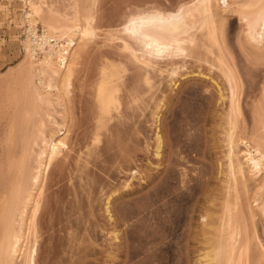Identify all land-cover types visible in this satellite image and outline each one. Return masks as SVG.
I'll use <instances>...</instances> for the list:
<instances>
[{"label": "rangeland", "instance_id": "obj_1", "mask_svg": "<svg viewBox=\"0 0 264 264\" xmlns=\"http://www.w3.org/2000/svg\"><path fill=\"white\" fill-rule=\"evenodd\" d=\"M46 1L33 0V2L38 4L43 2L42 6L44 9L46 8L45 10L48 9L49 4L50 7L53 4L54 8L59 11H55L57 15L61 12L64 14L62 15L63 18L69 17H67L68 20L70 19V15L68 14H75L73 13L76 9L74 5L75 0ZM197 1L198 0H97L96 6H93V9H95L93 12H95L98 17V20L96 17L98 23V29H96L97 35L94 36L93 40L90 38V41L87 39L88 42H84V40L75 45L77 46L76 50L78 52L79 49L83 47L84 49L81 51V57L79 56L80 58L75 64V71L78 72L77 74L79 75H75L77 77H74L76 81H74L75 85L73 84V92L70 96V98H74L73 101H71L74 103L70 104V98L68 102L64 94V97L62 96L64 99L62 101L63 103L61 102V106L55 105L56 108H54L55 106L53 107L56 109V112L53 114L54 116H52L55 118L58 125L48 123V118L44 119L47 120L48 124L45 128V133L50 135L53 131L61 129L57 137H63L68 134V141L70 140L69 144L71 147L70 151L66 152V155H64L66 156L65 158H67L66 161H64L65 158L63 156L64 160L61 157V161L58 162V159L55 162L56 165H53L54 167L51 169L52 171H50V174L48 173L43 176L44 181H42L41 184L44 183L43 185L45 186L43 187L40 184L44 191V196H42V206H44V209L42 207V210H40V216L42 217L41 225L43 223L47 228L49 224L51 226V228H49L51 233L48 232V229L44 231V225H42L43 228H38L41 229L40 231L38 230V234L41 232V235L38 237V240L40 238V245L37 255V264H49V259L55 251L58 250L60 253L56 252L59 253L56 254V257L60 256L61 259H59L60 257H58L57 261L54 259L56 264H208L204 256L206 251L210 248L209 246H211L208 244L210 243L209 241H211L210 237L218 235L219 233H212L213 229H211V227L215 225L213 226L210 223H206L208 220L207 216L209 217L208 221L217 217L214 221L216 220L215 222L218 224L219 217L217 215L223 213V208H221V206L223 205L222 201L227 190L230 191L229 194L232 196H230V200L234 202L238 199L236 198V193H238L237 195L240 197L238 201H240L239 203L241 205V209L238 211L239 206L234 208L233 202H231L233 208L237 210L238 213L240 212L238 215H236L237 211L235 214L233 212L238 219H236L237 217L232 219L235 221V223L232 221L233 225L236 227L235 229L240 230V233L237 230L240 235L237 232V234L235 233L239 235L236 236L239 242L237 241V249L234 252L235 255H233L235 262L237 260L240 264H264V163L262 172L256 175L245 162V152L248 148L245 142L247 143L248 141L251 143H248V145H254V141L260 139L258 136L262 133L259 135L260 121H258V118L264 114V62L263 64H260L261 61L258 62L259 60L264 61V46L261 45L263 48L261 49V46L254 45V41L252 42L246 32V23L244 24L245 21L242 19L244 15L241 16L242 18L239 16V12H242L241 9H243L241 7L249 0H229L230 6L227 10H225V8L222 9L221 4H219L218 7V2L215 0L217 3H214L213 0V4L215 5L214 9L218 10L219 8L217 12L213 9L215 12L214 27L209 26L201 31H197V44L189 49L186 57L161 61V63H159L160 65L158 64L156 68L150 69V71L154 70L151 72L150 76L145 71L146 67L142 68L144 65L142 66L139 63H135L133 59V63L130 62V70L132 67L133 69L131 71L128 69L126 73L127 77L125 76L127 82H129V77H131L130 80L133 82L131 83L130 81L128 84L126 82V88L131 85L132 87L129 88V90L140 87L139 89L141 92H138V90L137 92L139 94L135 93L139 95L137 96L138 100H136L137 97L133 95V101L126 104L128 99H131L128 94L129 97H126V93H128L129 90L125 88V101L123 102L126 105L124 106H128L127 108L130 106L132 108L131 112L133 111V114H131L133 116L128 113L130 111H127L126 113L130 115L126 117L125 114V118L123 119V125L125 127L122 124L119 125L120 127L123 126L125 129L128 127L125 130L126 132L129 128H133V134L129 131L125 135L124 131H122L124 130L122 127L120 130L119 126L113 124L112 126L119 127V131L124 134L119 137V132H112L113 127L111 123L109 130L103 129L98 142L93 138L94 134L92 133L95 131L93 130V132H90L93 129L92 127V129L89 128L90 131L88 130L89 133L87 135L89 138H86L87 142L82 143L81 140L83 132L79 122L80 114H82L80 112L82 110L80 111L77 104L79 102V106L85 107L83 103L85 100L87 101V99L80 97V99L82 98L84 100L81 103V100L78 101V98L81 95H86L88 96L87 98H89V96L92 95L91 89L96 87L94 85H97L92 80V82L88 81L92 86L89 85L90 87H86L87 89L85 92L88 93L84 95V87L88 85L86 80H90L88 79L87 73L91 74L93 73L91 69L94 71L97 69L95 65L98 64L99 58L103 56V54L104 57L106 53L107 57H111V54H108L110 51H113L111 53L114 56L119 54L117 53L119 51L124 52V54L126 53L120 47L121 44H123L121 42L122 40L119 39V41L117 37H114L115 35H112L111 32L114 31L113 29L116 31L122 28L124 21L126 22L127 20L126 16H129L128 14L132 12L136 14L137 12H142V10L149 11V9L151 10L153 8L165 12H175L182 5H190ZM220 1L222 5L226 4L225 0ZM81 2H84V0ZM81 2H78V6L81 5ZM45 3H48V5L46 6ZM25 4V0H0V98L1 96L11 94V90L9 89L10 85L14 83L13 80L16 78L15 84L17 83L20 85L19 82H21L22 77L21 80H19V78L23 76V72H26L27 66H25V70H22V65L26 64L25 57H27L25 56L26 51L24 50L22 42L26 37V24H22V19L23 13H25L24 11L29 10L30 7ZM83 4L84 3H82L80 7L81 9H79L84 12L85 4ZM72 5H74V9ZM43 8L41 10L45 11ZM59 16H61V14ZM61 17L59 19H61ZM55 18L57 19L58 17ZM82 23L84 24V22ZM40 25L41 24L38 25V28H40L39 32L41 33L42 25ZM95 26L97 28V24H95ZM213 28L216 30L217 44H214L212 38L209 37V33ZM133 45V47L136 46L134 43ZM220 49L223 50L228 65L230 64L229 66L235 69L233 71L236 72V77H238L239 82L236 81L239 84L238 99L241 112H239V115L237 114L235 118V131H233V136L235 145L237 146L234 147V151L239 155L238 157L241 161L245 163L246 178L244 179L241 175L239 177L237 173L233 172V174H235L233 175L234 177L238 175L236 178H233L237 180L234 181L235 185L234 183L232 185L233 181L231 182L230 180L233 176L230 175L231 173H228V171L231 172V170L228 168V156H226L229 145L228 138H230L228 135L232 132V125L226 116L229 111L230 89L226 77L227 75H225V62L223 63L220 58ZM122 52L121 54H123ZM128 53L129 52L126 54L128 55ZM126 56L123 60L128 59ZM129 58L128 60L131 61V57ZM97 59L98 61L96 62ZM24 61L25 63H23ZM92 64H95V68L93 66L91 67ZM126 64L128 63L126 62ZM138 64L140 66H138ZM228 65L226 66L229 68ZM88 68L90 72L87 70ZM171 68H176L179 75L177 74L172 78H168L169 74L165 72H168ZM228 68L226 70H228ZM162 69L168 70L163 71L164 74H168L164 75L165 77L159 74L162 72ZM159 70L161 71L159 72ZM83 71L85 74H83ZM20 73L23 74L20 75ZM128 73H131V76ZM144 74H147L152 80H150L152 85L149 84V86L151 85V89L147 85L148 83L146 84L144 82L146 79ZM83 75H86L87 78ZM18 76L19 78H17ZM170 79L174 80V83H172ZM175 80H178L177 84L173 85L175 84ZM82 83H85L84 89L82 88L83 90H81ZM13 85L12 87L17 89L14 91L11 87L13 90L12 93L20 90V88H18L19 85ZM95 89L93 88L92 90ZM7 90L10 92H6ZM126 90H128V92H126ZM220 91L223 93L224 97L222 100L220 99ZM134 92H136V90L133 91V94ZM61 93L63 94V91H61ZM93 93L95 94L94 91ZM6 97L7 96H5V99ZM8 97H10V95ZM93 97H90L88 101L92 103L91 100ZM3 99L4 97H2V100ZM161 99H164L163 102L166 106L161 112V120L158 122L159 127L157 129L156 116L154 118V115L156 113L157 103H160L162 101ZM93 100L95 101V98ZM90 102H87V104ZM132 102L134 103L132 104ZM6 104L8 105L6 110H9V113L14 109L11 108V110V106H9L8 101L5 100L2 101V106L0 105V143L2 144V146L0 144V148L3 147L2 149H5L7 146L6 149L8 150L10 143H8L9 140L6 139L8 138L7 128L9 127L10 120L8 121V119L10 117L7 115L8 111H4V105ZM23 106L25 105L23 104ZM89 106H91V104ZM88 107H86V109H88ZM23 108L20 110L22 116V110H25ZM1 109L6 112L5 116L7 115V117L4 116ZM31 109L29 108L30 111ZM54 109H52L53 112L55 111ZM58 111L61 114H58ZM32 112L34 113V110L30 112L29 118H33V116H30L31 114L33 115ZM86 112H88V110ZM17 114L15 112V115ZM83 115L85 117L86 113ZM34 116L36 119L41 118L42 120L46 117V115H43L42 110H40V113L38 112L37 115L34 113ZM130 116L133 119H131L133 125L131 124L132 121H129L131 125L128 124V119L131 118ZM33 123L34 122H32V125ZM17 124L19 130V126L22 125V122L20 124V122L17 121ZM35 124H39L38 120ZM126 124H128L127 127ZM32 125L30 123V126ZM114 129L116 130V128H113V130ZM157 130H159L162 136V151L160 158L155 156ZM21 132L20 130L18 131L20 138L23 134V132L22 134ZM113 133H115L116 136H114L115 134ZM117 133H119L118 136ZM89 134H92V136ZM257 137L259 139L253 140ZM4 139L8 142L4 143ZM242 139H245V142H243ZM86 145H90L91 147L89 151L90 155L86 154L88 153L85 148ZM31 147V153L32 151L35 153L36 150L38 152V146ZM2 149H0V153L3 155H1L2 158L4 160L8 159V152H6V149L4 151ZM60 150L65 152V148H61ZM82 150L84 151L82 157H89V167L81 170L80 166H78L75 161ZM4 152H6L7 155ZM68 153L69 155L67 156ZM4 154L7 157H5ZM31 156L33 157V155ZM31 156L27 158L29 159ZM29 162L30 161H28V163ZM32 164H34V162ZM35 165L36 163L34 166ZM34 166L32 165L31 167L30 165L29 167L33 168ZM228 176H231L228 180L231 182L229 184L227 183ZM241 178H243V180ZM227 185L229 187L231 185V188L226 189ZM38 187L39 186L36 188L38 189ZM36 188L33 190V193L35 191L38 193L40 192L38 191L40 188L38 190ZM35 195L38 194L35 192ZM110 196L112 220L109 218L105 209L108 197ZM197 196L199 199H197ZM195 198L197 200H195ZM57 199L61 201L64 200V203L60 201L62 207L59 206L60 204L58 201L55 202ZM197 201L198 203H196ZM33 205L31 204L29 208ZM191 205L196 207L194 208ZM54 206H59V208H61L60 211L58 208H55L54 212V214L57 213L56 211L58 209V214L56 215L59 219L52 216L54 215L52 214ZM51 208L52 211L50 212L49 210ZM191 208H194L192 209L193 212H191L192 210L190 211ZM31 210L32 209H29L30 214ZM185 211L186 213L188 211V217L191 213L197 214H191L192 219H190L187 217ZM30 214L26 221H30ZM50 215L52 218L49 219L48 217ZM40 216L39 218H41ZM202 216L206 217V219ZM53 217L56 218V220L54 219L56 224L54 220L52 223L57 225L59 222L57 226H54L55 228L51 223ZM186 217L188 219H186ZM221 218H219V220ZM189 220L190 224H192V228L190 224L188 225ZM26 221L25 224L27 223ZM61 221L65 228H62V224H60ZM162 221L163 223L165 222V227L163 223H161ZM156 222L159 224L157 225ZM25 224L24 227L26 226ZM206 224H210L208 227L211 231H208ZM220 224L215 227L220 226ZM151 225H153V228ZM27 226L25 227L26 229ZM56 228L57 231L55 230ZM188 229L192 230L188 231ZM53 230L57 233L53 232ZM110 231L115 233L114 236H112V234V237L110 236ZM191 232L193 236H190ZM117 234L119 235L118 238H116ZM184 234L186 236H184ZM53 236L59 239L55 237L52 238ZM158 236H162V240L166 237V240L164 239V242L161 240V244L158 240L160 238H157ZM114 237L115 240H111V238ZM213 238L218 237L214 236ZM59 240L61 242H59ZM75 242L78 244L76 243L75 245ZM157 242L160 245L165 243V245L162 246L163 248H160L161 246L159 247ZM174 242L175 244L177 242V244L181 245H177V247ZM166 245H169L170 248L174 245L172 246L174 248L170 249ZM54 248L56 249L55 251H53ZM51 253L53 254L50 255ZM53 256L55 258V255ZM19 259L21 262V258ZM17 260L16 264L19 262ZM54 260L52 259L50 261ZM54 263L52 262L51 264Z\"/></svg>", "mask_w": 264, "mask_h": 264}, {"label": "bare ground", "instance_id": "obj_2", "mask_svg": "<svg viewBox=\"0 0 264 264\" xmlns=\"http://www.w3.org/2000/svg\"><path fill=\"white\" fill-rule=\"evenodd\" d=\"M25 1H26V4L30 7V9L27 8L29 10L24 11L25 13L22 12L23 13L22 24H24V25L26 24L25 25L26 27L24 26L26 37L24 38V40H22V42H23L24 50L26 51L25 56H27V57H25L26 64L22 65V70H25L24 68H25V66H27L26 72H23L24 74L20 73V75L23 74V76L19 75L20 78H19V76L17 77V78H19V80H21V77H22L21 82H19L20 85L17 83L15 84L16 78L13 80L14 83L11 82L15 86L19 85L18 88H20L21 91L17 90L15 93L13 92L14 93L13 94L12 93V91H13L12 85L13 84H12V85H10V89H9V90H11V94H9L10 97H8L9 95L6 93V92L9 93L10 91L7 90L5 92L7 95L1 96V98H0L1 99L0 105L2 104V101L5 100V101H8L9 106H11L10 109L14 108L13 109L14 111L11 109L12 112H14V113H12V112L9 113V110H6L8 105L7 104L4 105L5 106L4 111L5 110L8 111L7 115L10 117L9 119L7 118L8 121L10 120L9 121V127L7 128V130H8L7 134L8 135L6 134L8 136V138L7 139L5 138L6 140H9V142L4 139V143L8 142V143H10V146L8 145L9 146L8 150L6 149L7 146H6V148L4 147L6 149V152H8V157L6 156L7 155L6 152H4L6 154V155L5 154L4 155L8 159L4 160L2 158V156H3L2 153H0V264H16L17 259H18L17 261H19V262H17V264H20V263H22V264H37V259H38L37 255L39 253L38 250H39V245H40L39 244L40 238L38 240V237L41 235L40 234L41 232L38 234V232L41 230L38 228H41L42 225H44L43 226V227H45L44 231H47V229H48V232H50L49 228H51V226L49 224H48L47 228H46L45 224L42 223V225H41L42 217L40 216V210H42L41 209L42 207L44 209V206H42V199H43L42 196H44L43 187L45 186V185H43L44 183L41 184V182L44 181L43 176L45 174H48V173L50 174V171H52L51 169H53V167L56 165L55 162L58 159H59L58 162H60L61 161L60 158L62 156L64 158L66 157L64 155H66V152L70 151V147H71V145L69 144L70 140L68 141V136H69L68 134L64 135L63 137H57V135L60 134L61 129H57V130L53 131L50 135H47L45 133V128L48 125L47 120H48V123H50V124L58 125L57 121L53 117L54 116L53 114L56 112V109H54V108H56L57 105L61 106V102L63 101L64 96H65V99H68V102H69V98L71 96V93L73 92L72 87H74V85H75L74 81H76L74 77H77L75 75H79V74H77L78 72L75 71V68H76L75 64H76V61L81 57V55H80L81 51L84 49V47H83V48L79 49V52H78L76 50L77 46H75V45L77 43L78 44L81 43L84 40H85L84 42H86V41L88 42V40L90 38L93 40L94 36L97 35L96 29H98V23L96 21L97 15L95 12H93V10L95 11V9H93V8L96 6L95 4H97V0H84V2H81L82 0H75L74 1L75 4L73 3L75 5V8H76L75 11L73 12L75 14H68V15H70V19L72 18L71 20L67 19V17H68L67 15H66L67 17L63 18L62 15H64V14H62L61 12L58 13V15H57V12H59V11H57L54 8L53 4L51 6L52 8L50 7V4H49L48 9L45 10L46 8L44 9L42 6L43 2L42 3L40 2L38 4V3L33 2V0H25ZM42 1L45 2L46 0H42ZM216 1L214 0V3H217L218 7H219V4H221L222 9L225 8V10H227V8L230 6L229 0H225L226 1L225 5H222L220 0H216ZM78 2L79 3L81 2V5H82V3L85 4V5L83 4L84 5V12L82 10H80L81 5L78 6ZM45 4H46V6L48 5V3H45ZM74 5H72V8ZM41 7L47 12L41 10L42 9ZM214 8H215V5L213 4V0H198L197 2H194L190 5H186V4L182 5L175 12H165V11H161V10L155 9V8H153L151 10L149 9V11L148 10L147 11L142 10V12H139V13L137 12L136 14L134 13L135 15L132 12V13L128 14L129 16H126L127 20L125 19L126 22L124 21V25L122 28H119L116 31H115V29H113L114 31L111 32L112 35H115L114 37H117L118 40L119 39L122 40L121 42L123 44H121L120 47L126 53L129 52L130 56H129V53L127 55L126 53L124 54V52H122V51H119V52L114 51V52H117L119 54H121V52H122L124 55L123 54H121V55L116 54L114 56L111 53L113 51H110V53H108V54H111V57L109 55H108L109 57H107V53L105 54V57H104V54H103V56H100V58H99L100 60H99L98 64L94 62L97 65H95V64L91 65V67L92 66L94 67V65H95L97 69H95V71L93 69H91V72H93L91 74L87 73L88 79H90V80H86V83L88 84L86 86H85V83L84 84L82 83L83 85H81V90H83L85 88L84 89V92H85V90L88 88L87 86L90 85V82L88 83V81H91V80L94 81V83L97 84V85H94L96 87H93L94 89L96 88L95 89L96 91L92 90L93 88L91 89L92 95L94 97L91 95V96H89V98H87L88 96H86L85 94L88 92H85L84 95L86 96V98H85V96H82V95L79 96V98H78L79 99L78 101L81 100V103H82V101H84L82 98L87 99V101L85 100V102L83 103V105L85 104L84 105L85 107L79 106L80 105L79 102L77 104L80 111L82 110L80 112L82 114H80V122H79L80 128L82 129V132H83V134L81 135L82 136L81 137L82 143H86L87 142L86 138H89V136L87 135L90 131L89 128H91V127L93 128V129L91 128L92 131H90V132H93V130L95 131L92 133L95 136V137L93 136V138H95L94 140H96L98 142V139H99L103 129L109 130V126L111 123H112L111 126L113 124L116 126H119L121 124L123 125L124 124L123 119L125 118V114H126V117H127V115H130L131 113L133 114V111L131 112L132 108L129 106V108H130L129 109V108H127L128 106L126 107L124 105H126L127 103L129 104L131 101H133V95H135V97H137L139 95H136V94L138 92H141V91L139 89L140 87L132 88L129 90V88H131L132 85L130 87L128 86L126 88V85L131 81L130 80L131 77L128 78L129 82L126 81L127 78L125 79L126 73L128 72V69L130 70V67H131L130 62L133 63V61L135 60L134 61L135 63H139L142 66L144 65L142 68L146 67L145 71L150 76L151 72L154 71V70L150 71V69L156 68V66L159 63H161V61H165L168 59L186 57L188 55L189 49L196 46V44H197L196 43V41H197L196 32L201 31L204 28H207L209 26L214 27L213 26L215 23L214 22L215 21L214 15H215V12H217L219 10V8H218V10H216ZM241 8H243V9H241L242 12L239 10L240 11L239 16H240V18H242L241 16L244 15L242 19H244V21H245L244 24L246 23L245 26L247 28V30H246L247 34L251 38L252 42L254 41L253 42L254 45H259V47L261 45L264 46V0H249V1L245 2V4ZM77 9H79V10H77ZM213 9L215 10V12L213 11ZM55 11H57V12H55ZM80 11H82L83 13ZM240 13H243V14H240ZM60 14L62 17L59 16ZM55 15H57V16H55ZM71 15H72V17H71ZM55 17H58V18L56 19ZM60 17H61V19H59ZM59 20H61L62 22ZM65 20L66 21L68 20V21L66 22ZM97 20H98V17H97ZM63 21L66 23H64ZM82 22H84V24ZM39 24L42 25V32L41 33L39 32L40 28H38ZM95 24H97V28H96ZM215 32H216V30L213 28L209 33V35H210L209 37L212 38L214 44L215 43L217 44V40H216L217 37H216ZM133 43L136 44V46L138 48L136 46H135L136 48L133 47L134 46ZM81 47H82V45H81ZM79 48H80V46H79ZM260 48L263 49L264 47L262 48V46H261ZM75 50H76V52H75ZM219 52H220L219 54H220L221 60L223 61V63L225 62V64H224V67H226V68H224L225 72H226L225 75H227L226 77L228 79L229 89H230L229 90L230 91V94H229V111H228V114L226 115L228 117L230 124L232 125V128H231L232 132L230 133V135H228L230 138H228L229 145H228V152L226 155V156H228V165H229L228 168H229V170H231V172L228 171V173L229 174L231 173L230 175L233 176V175H235V174H233V172H235L239 175V177L241 175V177H243L245 179L246 178L245 177L246 176L245 175V166H244L245 163H243L241 161V159L238 157L239 155L234 151L235 150L234 147L237 146V145H235L234 136H233L234 135L233 131H235L234 130L235 129V126H234L235 118H236V115L237 114L239 115V112H241L240 111V109H241L240 108V102L238 99V86H239L238 77H236L237 76L236 72L233 71L235 69L233 67L229 66L230 64L228 65V61L225 60V57H224L225 54H223V50L220 49ZM125 56L128 57V59H130L129 57H131V61L128 59H126L127 61L123 60V59H125ZM101 57H103V58H101ZM97 61H98V59L96 60V62ZM126 62L128 64H126ZM258 62H260V64H263L264 61L259 60ZM23 63H25V61ZM139 64H138V66H140ZM256 64H259V63H256ZM226 65H228L229 68ZM76 66H78V65H76ZM132 66H133V64H132ZM89 68L87 69L88 71H89ZM147 68L149 71L147 70ZM227 68H228V70H226ZM132 69H133V67L131 68V70ZM160 71L161 70H159V72ZM163 71H168V70L162 69L161 73L158 72L160 74V76L162 74V77L164 75L169 74V77L168 76H166V77L172 78L178 74V71L176 68H171L168 72H165L168 74H164ZM234 72L236 75L234 74ZM83 74H85V72ZM128 74H130V76H131V73H128ZM147 74L146 75L144 74V76L146 78L144 82L146 84L148 83L147 85L149 86V84L152 83L151 82L152 80L148 77ZM83 76L85 77L86 75H83ZM48 77H49V79H48ZM35 78H36V80H35ZM86 78H87V76H86ZM173 79H175V78H173ZM83 80H85V79H83ZM132 80H133V78H132ZM170 80H172V79H170ZM173 81L174 80H172V83H174ZM177 81L178 80H175V84H173V85H176ZM126 82H127V84H126ZM132 82L133 81H131V83ZM2 84H4V83H2ZM151 85L149 86V88L151 87ZM90 86H92V85H90ZM5 88H6V86H5ZM125 88L129 90V92H128V90H126V92H128V93H126V97L129 95L130 97L129 96L128 97L131 99V100L128 99L126 104L123 102V101H125V96H124ZM16 89L17 88H15L14 91ZM133 89L136 90V92H134V94H133V91H134ZM61 91H63V94L61 93ZM93 91L95 92V94L93 93ZM1 95H3V94H1ZM5 96H7L6 99H5ZM2 97H4L3 100H2ZM80 97H82V98L80 99ZM90 97H93V99L95 98V101L93 99L91 100L92 103L94 102L93 103L94 107L92 106V103L90 101H88V100H90ZM223 98H224L223 93L220 91V99L222 100ZM71 99H72V97L70 98V104L71 103L73 104L74 102H71V101H73L74 98L72 100ZM23 100L25 103L23 102ZM126 100H127V98H126ZM136 100H138V97L136 98ZM161 100H162L160 102L161 104L157 103L158 105L156 106V110H155L156 113L154 115V118L156 116L155 119H156L157 129L159 127L158 122H160V120H161V112L163 111L164 107L166 106L163 102L164 99H161ZM87 102H90V103L87 104ZM134 102H135V100H134ZM134 102H132V104ZM23 104L25 106H23ZM86 104H87V106H86ZM90 104H91V106H89ZM12 105H13V107H12ZM29 105L32 107V109ZM1 106H0V108H1ZM86 107H88V109H86ZM132 107H133V105H132ZM22 108L25 110L28 109L26 111L22 110L23 116L20 113L21 112L20 110ZM29 108L31 109V111L34 110V113L36 115L38 114V112L40 113V110H42L43 115L44 116L46 115V117L43 118V120L41 118L36 119L34 116V113L32 112L33 115L31 114L30 116H33V118H35V119H33L32 117L29 118V114L31 112L29 110ZM52 109H54L55 111L53 112ZM87 110H88V112H86ZM4 111L2 110V112L5 116L6 112H4ZM17 111H18V114H17ZM127 111H130V112H128L130 114L126 113ZM15 112L17 115H19V116L21 115L22 119H21V116L19 117V116L15 115ZM83 112L86 113L85 117L83 115L84 114ZM57 113L59 114L60 112L58 111ZM27 114H28V118H27ZM153 114H154V112H153ZM7 115L5 117H7ZM81 115H83V116H81ZM30 119H32L33 121ZM44 119H47V120H44ZM131 119H132V117L128 119V124L130 123L129 121L133 120V119L132 120ZM20 120H22V121H20ZM37 120H38L39 124L36 125L35 123H37ZM40 120H41V122H40ZM17 121H19L20 124L22 122V125L19 126V130L23 132V134L21 132V134H22L21 138L18 134L19 130H18L17 125L19 123L17 124ZM31 121L34 122L33 125H32ZM258 121H260L259 130L261 131V132L259 131V135L261 133L262 134L260 135L261 137L258 136L260 139L258 137L253 139V140L259 139L257 141L256 140L254 141L253 144L255 146L254 145H248V143L249 144H251V143L248 141L246 143L244 141L245 139L244 140L242 139V141L245 142V144H247V146H248V148L246 147L247 151L245 152V158H246L245 162L247 165L250 166L251 170L256 175H258L262 172V170H263L262 167H263V163H264V114H262L261 117L258 118ZM30 123L32 126H30ZM126 123H127V121H126ZM132 123H133V121L131 122V124ZM128 124H126V127ZM131 124H129V125H131ZM35 125H36V127H35ZM123 126H121V127L123 128ZM112 127L116 128V130H117V131L115 129L113 130V128H112V132H119L120 133L119 137L124 135L122 132L119 131L120 126L119 127L112 126ZM121 127H120V130H121ZM123 129L124 130H122V131H124L125 135L129 131H130V133L133 134V132H132L133 128L132 129L129 128V130L127 132L125 131L126 130L125 128H123ZM119 133H117V136ZM92 134H89V135L92 136ZM113 134H115V133H113ZM114 136H116V134ZM2 139H1V141H2ZM39 140H41V141H39ZM156 140H157V146H156V150H155V156L157 158H160L161 157V151H162V136L160 135L159 130H157V133H156ZM1 146H2V144H1ZM31 146H33V147L38 146L39 149H38V152H37V150L35 151L36 154L33 153V151L31 153V150H32ZM2 148H0V149H2ZM59 148L60 149L65 148V152H63ZM85 148L88 151V153H86V154L90 155L89 154V151L91 150L90 145H86ZM5 149H2V150L4 151ZM83 153H84V151L82 150L79 153V155L76 157V161H75L76 164L78 166H80L81 170L89 167V157L83 158L82 157ZM31 155H33V157ZM68 155H69V153L67 154V156ZM28 156L29 157L31 156V158L28 159L27 158ZM26 158H27V160H26ZM34 158H35V160H34ZM64 158H63V160H64ZM66 159L67 158H65L64 161H66ZM28 161H30L29 163H31V164H29ZM31 161H33L34 164L36 163V165L34 166V164H32L33 162H31ZM30 165H31V167H32V165L34 167L31 168V167H29ZM229 177H231V176H228L227 183L229 184L233 181L232 182V185H233L234 181H237L236 179L234 180L233 178H236V177L233 176L231 179ZM243 178H241V179L243 180ZM229 179L231 180V182L228 181ZM234 185H235V183H234ZM37 186H39L38 189L40 188V190H38L36 188ZM233 187H235V186H233ZM35 188L38 191H40L39 193L37 191H35L36 194H38V195H35V192L33 193V190ZM229 188H231V185H230V187L227 185L226 189H229ZM229 193H230V191L227 190V193L224 195L225 197L222 201L223 205L221 206V208H223L222 209L223 213H220V215H217L219 218H221V214H222V218L220 220L218 218V221H219V222L217 221L218 224L215 222L216 220L214 221V219H217V217H214L213 219H210V221H208L209 217L207 216L208 220L206 223H210L213 226L219 225L220 222L222 221L220 226H218V227L214 226L215 228L211 227V229L214 230V231L212 230L213 234H215V232L216 233L218 232L219 234L211 236L212 238L210 237L211 241H209L210 243H208V244L211 246H209L210 248L208 247L209 249L206 251L205 256H204L206 261L208 262V264H240L239 261L237 262V260L235 262V259L233 256V255H235L234 252L237 249L236 244H238V242H239L238 239L236 238V236L240 235L239 234L240 230L237 229L239 232L238 233L237 230L235 229L236 228L235 225H233V223H232V221H233L232 219L236 218L237 217L236 215L240 214V212L238 213V211H240L239 209H241V205L239 203L240 201H238V199L240 197H238L239 196V195H237L238 193L235 192L236 198H238V199L236 200V202H234V201L230 200V198L232 196ZM113 196H114V194H113ZM62 199H64V198H62ZM197 199H199V197ZM197 199L195 198V200H197ZM57 201L60 204L61 200L57 199L55 202H57ZM62 201L64 203V200H62ZM231 202H233L232 204H233L234 208L236 206L237 207L239 206L238 211L233 208ZM196 203H198V201ZM196 203H194V204H196ZM31 204L32 205L34 204V205L31 206V208H29ZM55 204H58V203H55ZM56 206H54V211L52 212V214H54L55 208H58L60 211L61 208H59V206L62 207V204H60L58 207H56ZM192 207L195 208L196 206L193 205ZM52 208L49 210L50 212L52 211ZM187 208H190V207H187ZM194 208H191L190 211ZM29 209L33 210V211L31 210V214H30ZM58 209L56 211L57 213L52 215L54 217H57V219H59V217L56 215V214H58ZM105 209H106V213L108 214L109 218L112 220L113 216L111 215V196L108 197ZM232 210H235V211H232ZM236 211H237V214L234 215ZM28 212L31 215L30 221H26L29 218ZM191 212H193V210ZM233 212H234V214H233ZM185 213H186V211H185ZM186 214L188 217V211ZM191 214H194V213H191ZM191 214L188 217L190 219H192ZM195 214H197V213H195ZM39 216L41 218H39ZM50 216L48 217L49 219L52 218V216L51 217ZM203 216H205V215H203ZM54 217H53V219H51V223L54 219L56 220V218H54ZM187 217H186V219H188ZM203 218L206 219V217H203ZM236 219H238V217ZM55 220H54V223L56 222ZM25 221L28 223V226H27V223L25 224ZM39 221H40V223H39ZM47 221H48V219H47ZM191 221H194V220H191ZM211 222H213V223L215 222V223L213 224ZM233 222L235 223V221H233ZM236 222H237V220H236ZM54 223H52L53 227L57 226L59 224V222L57 225H55L56 223L55 224ZM161 223H163V221ZM24 224L27 226V229L25 228L26 226L24 227ZM39 224H40V226H39ZM60 224H62V228H65V226L63 227L64 224L62 223V221ZM156 224L158 225L159 223L156 222ZM164 224H165V222L163 223V225ZM189 224H190V220H189L188 225ZM210 224H206V226L208 227V225H210ZM153 225H151L152 228H153ZM165 225H164V227H165ZM59 226H61V225H59ZM191 226H192V224H190V227ZM233 226H234V228H233ZM53 227H52V229H53ZM190 227H188V228H190ZM156 228H159V227H156ZM60 229H61V227H60ZM211 229L208 227V231L209 230L211 231ZM55 230L57 231V228ZM154 230H155V228H154ZM189 230H192V229H188V231ZM56 231L53 230V232H56ZM115 231H116V229H115ZM236 232L239 235H236L237 234ZM194 233H195V231H194ZM111 234H112V236H114L115 233L110 231V236H111ZM189 234H188V236H189ZM192 234L193 233L191 232L190 236H193ZM49 236H50V234H49ZM55 236H57V235H55ZM55 236H53L52 238H54ZM118 236L119 235L117 234L116 238H118ZM162 236H163V234H162ZM162 236L157 237V238H160L158 240L160 241L159 243H161V244H162V242H161ZM184 236H186V235L184 234ZM214 236H216L218 238H213ZM55 238L59 239L58 237H55ZM112 239L115 240V237L111 238V240ZM164 239L166 240V237ZM164 239L162 240L163 242H164ZM212 239H215V240H212ZM155 240H157V239H155ZM212 241H214V242H212ZM59 242H61V241L59 240ZM59 242H58V245H59ZM76 243L77 242H75V245H76ZM159 243L157 242L159 247L161 246L160 248H163L162 246L165 245V243H163V245H160ZM174 244H175V242H174ZM175 245L180 246L181 244H177V242H176ZM166 246L169 247V245H166ZM172 246H174V245H172ZM172 246H171V248L170 247L169 248L170 249L174 248ZM55 248L53 251L56 250ZM56 252H59V250L55 251L54 254L53 253L50 254V255H52V254L55 255V258L52 255L53 258L51 257L49 259V264H51L52 262L54 263L55 260L57 261L58 257H60L58 255H57L58 257H56V254L60 253V252L59 253H56ZM19 258H21V262H20ZM52 259L53 260L55 259V260L50 261ZM59 259H61V257ZM54 264H56V262ZM107 264H109V263H107Z\"/></svg>", "mask_w": 264, "mask_h": 264}]
</instances>
